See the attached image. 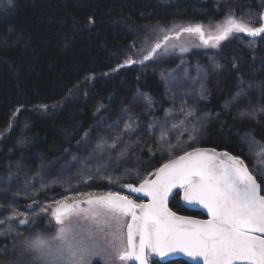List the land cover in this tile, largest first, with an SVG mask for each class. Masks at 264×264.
Returning <instances> with one entry per match:
<instances>
[{
	"label": "trees",
	"instance_id": "trees-1",
	"mask_svg": "<svg viewBox=\"0 0 264 264\" xmlns=\"http://www.w3.org/2000/svg\"><path fill=\"white\" fill-rule=\"evenodd\" d=\"M214 5L212 0H12L11 5L3 0L0 164L8 158L7 152L13 156L26 153L30 158L40 154L55 160L99 122L104 123L105 118L109 121L112 113L126 111L134 97L140 98V105L146 103L144 97L154 100L162 113L167 103L164 83H177L181 77L192 75L212 80L223 67L227 70L223 93L209 98L212 110L222 113L221 118L206 123L197 145L182 149L214 148L240 157L251 167L241 134L264 143V119L256 122L225 112L222 103L233 96L245 78L264 84V69L253 75L251 53L239 41V37H253L239 34L213 49L200 45L198 37L184 34L181 42L189 48L187 52L170 49L167 55L143 64L120 67L129 56L142 60L162 36L160 28L197 23L214 28L229 14L241 19L247 9L257 8L258 2L227 0L218 9ZM20 139L25 143H18ZM148 151L142 153L146 158ZM167 156L145 166L142 177ZM86 187L90 191L123 190L106 180L88 181ZM56 190L57 186L47 187L45 199L51 201L58 195ZM12 199L22 210L30 203L19 197ZM170 207L182 214L201 215L197 209L185 207L178 195L171 196ZM37 230L42 231L33 227L23 232L26 235ZM23 236L0 237V264H33L31 254L20 248ZM165 264L188 263L175 260Z\"/></svg>",
	"mask_w": 264,
	"mask_h": 264
},
{
	"label": "snow or ice",
	"instance_id": "snow-or-ice-1",
	"mask_svg": "<svg viewBox=\"0 0 264 264\" xmlns=\"http://www.w3.org/2000/svg\"><path fill=\"white\" fill-rule=\"evenodd\" d=\"M7 4L11 5L12 0H7ZM2 5L3 0H0ZM247 16L248 19H237L229 14L214 28L199 23L160 28L162 36L151 44L142 61L129 56L120 67L143 64L167 55L170 49L187 52L189 48L181 42L184 34L198 37L200 45L213 49L230 38H238L239 34L264 38V13L258 17L251 13ZM257 23L259 26H254ZM257 89L264 94V84ZM247 95L246 90L241 89L233 99L238 101ZM201 98H204L203 91ZM144 99L150 108L151 99ZM180 111L184 113V108ZM186 115L190 117L195 113L188 111ZM206 116L192 124L190 140H195V133ZM240 116L259 122L264 119V107L241 111ZM157 123L162 128L158 143L167 144L164 152L169 158L142 178L139 169H129L114 177L108 171L111 156L104 159L99 155L106 148H117L123 136L133 131L131 120L122 130L117 124V134L110 138L111 142L101 137L91 151H88L87 134L78 141V145H84L87 155L82 159L76 155L72 157V161L80 165L77 178L107 180L109 184L126 189L127 194L111 188L81 191L72 188L71 177L61 178L57 182L67 183L66 192L70 194L61 199L52 197L51 202L45 204L34 193L28 197L30 203L24 210L10 207L8 215L0 217V237L23 236L20 226L33 228L43 218L48 227L55 228L54 234L46 237L36 232L20 242L25 252L31 254L33 264H93L94 260L100 264H150L151 257L175 254L189 258L192 264H264V144L254 138L247 141L242 138V143L249 144L250 154L257 157V172L240 157L217 152L214 148L195 147L173 155L182 150V145H172L166 138L173 131L182 136L181 126L186 121L173 122L171 129L167 128V120L153 121L149 129H154ZM18 143L25 141L20 139ZM126 158L127 148L120 151L117 161ZM72 161H66L62 167L70 169ZM132 172L136 173L135 180ZM28 183L26 181V185ZM41 185L42 189L47 188L43 181ZM177 189L179 191L174 193ZM132 194H136V198ZM173 195H178L188 205L206 210L208 218L178 215L168 206Z\"/></svg>",
	"mask_w": 264,
	"mask_h": 264
},
{
	"label": "rangeland",
	"instance_id": "rangeland-1",
	"mask_svg": "<svg viewBox=\"0 0 264 264\" xmlns=\"http://www.w3.org/2000/svg\"><path fill=\"white\" fill-rule=\"evenodd\" d=\"M212 1L215 4V8H217L221 3H224L227 0ZM257 2V8L247 9L242 19H248V13H251L253 17H258L259 14L263 13L264 0H257ZM223 20L221 22H223ZM254 26H259V23ZM257 38L259 37L251 39L239 37L240 43L251 53L252 64L255 68V70L253 69V75H255L257 71L264 69V38ZM219 71H221L220 74H218L219 76L213 78L212 80L202 78L204 76L192 75L191 77H181L177 83H164L167 103L163 107L162 113L160 112V109L156 107L154 100H151L152 106L149 108L146 106V103L140 105V98L138 96L134 97L133 104L129 106L126 111H122L119 114L112 113L109 116V121L105 118L104 123L101 124V122H99L98 126L94 127L87 133L88 151H91L92 148L95 147V144L101 137L111 142L110 138L117 134V124L119 125V129L122 130L125 123H128L130 120L134 124L133 131L123 136L117 148H106L104 152L99 154L104 159H106L109 155L111 156L108 171L109 174L113 175L114 177L124 174L125 171L129 169H139L141 173L145 166L155 161H162L164 159L163 157L167 156L166 152H164L167 144L161 145L158 143L160 140V132L162 130L160 123H157L154 129H149V124H151L153 121L163 122L167 120L168 129L172 128L173 122L179 123L180 121H186V124L181 126V131L183 132L182 136H178L177 133L173 131L169 133L166 140L170 141L172 145L180 143L182 148H187L189 144L197 145L200 139H203L204 127L206 123L209 120L220 119L222 115V113L214 112L209 103L211 94L219 96L223 93V83L225 75L227 74V70L226 68L224 69L222 67L218 69V72ZM249 85L252 87L250 88ZM258 85H262V83H254L251 77L245 78L244 81L238 84L237 90L233 96L231 98H225L226 100H224L222 103V109L225 112H233L235 115L237 114L239 117H241V111H251L256 108L264 107V94H262L261 91L257 89ZM241 89L246 90L248 95L239 99L238 101L234 100L233 98L237 96V93ZM202 91L204 94L203 99L201 98ZM181 108H184V113H181ZM188 111H193L195 115L190 117L187 116L186 113ZM169 112L171 115H168ZM205 116L206 120L195 133V140H190L189 133L192 131V124L198 123V118ZM150 131L152 132L151 135H149ZM241 138H244V140L247 141L253 137L250 134L244 133L241 134ZM254 140L260 142L256 139ZM244 143L247 147V152L252 165L249 168L258 172V169L255 167L257 157L254 154H250L249 144L247 142ZM125 148H127V158L117 161L118 154L122 149ZM144 150H149V155L147 156L148 158L143 155ZM182 150L175 151L173 155ZM187 150H189V148ZM258 150L259 149H256V151ZM5 155L8 158L2 164H0V191L3 192L0 193V217L7 216L10 207H16L20 209L18 204L14 203L15 201L12 199L13 197L29 200L28 197L35 193L37 194V198L41 203H50L51 201L45 199L46 195L43 192L45 189H42L41 181H43L47 187L57 186L56 191L58 192V195L54 196L55 199H61L64 195L70 194L66 192V189L68 188L67 183L61 184L57 182L61 178L66 179L71 177L72 188H78L81 191H90L86 187V183H88L86 177H81L78 179L76 176V173L80 167L79 163L77 161H72L73 155H76L81 159L87 155L83 144L78 145L77 143L74 148L69 151L67 150L59 158L51 161L47 160L46 158L44 159V157L40 156V154L36 155L37 159L30 158L28 154L22 152L14 154V156L10 152H7ZM66 161H72V166L70 169L62 167L65 165ZM32 162H35V165H31ZM91 163L94 171L95 161ZM153 171L154 169L151 170V172ZM131 175L135 177L136 173L132 172ZM140 176L142 178L141 174ZM96 180L99 179H93V181ZM26 181L29 182L27 185ZM106 190L108 189L103 191ZM17 192L19 195H16ZM124 193L127 194V192ZM35 227L42 229V231H34L35 233L42 232L46 237L52 236L55 232V228L48 227L47 222L43 220V218L37 222ZM25 229L28 228L24 227L21 230L24 231ZM33 234L34 233H28L24 235L20 242L24 240L25 236H31ZM20 248H23L21 243ZM93 264H100V262L94 260Z\"/></svg>",
	"mask_w": 264,
	"mask_h": 264
},
{
	"label": "water",
	"instance_id": "water-1",
	"mask_svg": "<svg viewBox=\"0 0 264 264\" xmlns=\"http://www.w3.org/2000/svg\"><path fill=\"white\" fill-rule=\"evenodd\" d=\"M263 13H264V10H263ZM142 60H143V59H142ZM142 60H139V61H142ZM199 148H205V147H199ZM205 149H208V148H205ZM191 150H192V148L189 149V150H186V151H191ZM217 152H220V151H217ZM180 154H182V152L179 153V154H177V155H180ZM165 162H167V160L163 161L162 163H165ZM162 163H161V164H162ZM161 164H160V165H161ZM160 165H159V166H160ZM159 166H158V167H159ZM153 178H154V177H153ZM123 190H125V191L127 192L126 189H123ZM174 191H176V190H174ZM177 191H179V190L177 189ZM262 194H263V193H262ZM132 195H133L134 197H136V194H132ZM170 198H171V197H170ZM170 198H169V204H168V206H169V208H170L172 211L176 212L178 215H181V216H192V217H195V218H197V219H207V218H208V217H207L206 210L202 209V208L199 207V206L188 205V204H186L185 202H183L182 200H181V202H182V204H183L185 207H187V208H194V209H197V210L200 211V213L202 214V217H200V216H194V215H186V214H182V213H179V212L175 211L174 209H172V208L170 207ZM143 199H144L145 202H146L147 198L144 197ZM151 258H152V260H158V261L161 262V263H167V262L175 261V260H183V261H185V262L188 263V264H192V262L189 260V258L183 256L182 254L170 255V256H167V257H164V258H160V257H151Z\"/></svg>",
	"mask_w": 264,
	"mask_h": 264
},
{
	"label": "flooded vegetation",
	"instance_id": "flooded-vegetation-1",
	"mask_svg": "<svg viewBox=\"0 0 264 264\" xmlns=\"http://www.w3.org/2000/svg\"><path fill=\"white\" fill-rule=\"evenodd\" d=\"M197 216H200V217H202V215H197ZM153 262H154V264H165V263H161V262H159L158 260H152V258H150V264H153ZM171 262V261H170ZM168 263V262H167Z\"/></svg>",
	"mask_w": 264,
	"mask_h": 264
}]
</instances>
